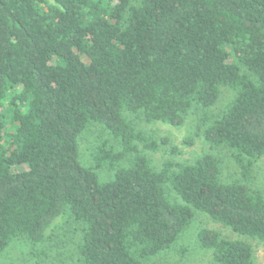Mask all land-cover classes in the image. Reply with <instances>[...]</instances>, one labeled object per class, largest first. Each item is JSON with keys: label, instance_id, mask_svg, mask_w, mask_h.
Instances as JSON below:
<instances>
[{"label": "trees", "instance_id": "trees-1", "mask_svg": "<svg viewBox=\"0 0 264 264\" xmlns=\"http://www.w3.org/2000/svg\"><path fill=\"white\" fill-rule=\"evenodd\" d=\"M222 88L233 99L210 115ZM191 111L248 182L264 156V0H0V255L43 243L61 218L81 264H148L196 212L264 243L263 193L223 182L219 159L156 169L139 149L168 140L135 121L177 128ZM92 124L111 143L86 166L78 141ZM196 243L213 264H254L245 241L202 228Z\"/></svg>", "mask_w": 264, "mask_h": 264}, {"label": "rangeland", "instance_id": "rangeland-1", "mask_svg": "<svg viewBox=\"0 0 264 264\" xmlns=\"http://www.w3.org/2000/svg\"><path fill=\"white\" fill-rule=\"evenodd\" d=\"M234 93L226 88L220 90L219 99L208 112L215 115L221 111L232 99ZM201 112L191 111L182 126L173 128L169 125L152 122L142 123L135 121L139 131L156 140L165 138L168 144L162 145L156 152L144 151L154 168H160L167 160L180 163L192 162L195 158L210 154L220 160L221 180L225 183L242 181L249 188L259 190L264 195V156L259 159L247 181L240 176V171L230 158L229 151L222 147L213 148L204 142L198 125ZM110 138L102 127L90 125L80 136L78 141L79 157L81 162L90 166V153L103 141ZM192 141L191 144L185 142ZM174 150L175 152H171ZM16 171L26 170L25 166L15 168ZM111 173L105 169L97 171L101 180H107ZM170 199L175 201L174 194L168 191ZM206 228L218 232L223 238L229 240H242L247 242L253 251L254 264H264V243L238 236L228 228L211 221L207 216L199 212L195 213L194 220L189 229L182 235L170 249L154 257L148 264H213L211 251L200 248L196 243L198 230ZM48 238L40 244L32 246L25 240H16L0 255V264H81L78 260L76 243L79 239L75 228L66 218L56 221L52 229L47 232Z\"/></svg>", "mask_w": 264, "mask_h": 264}]
</instances>
